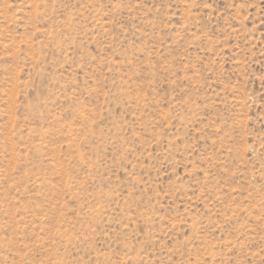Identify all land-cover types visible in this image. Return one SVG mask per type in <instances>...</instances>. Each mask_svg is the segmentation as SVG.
Here are the masks:
<instances>
[{"label":"rangeland","instance_id":"obj_1","mask_svg":"<svg viewBox=\"0 0 264 264\" xmlns=\"http://www.w3.org/2000/svg\"><path fill=\"white\" fill-rule=\"evenodd\" d=\"M0 264H264V0H0Z\"/></svg>","mask_w":264,"mask_h":264}]
</instances>
